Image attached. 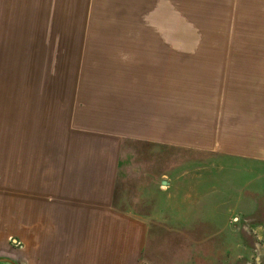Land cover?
Segmentation results:
<instances>
[{
  "label": "crops",
  "instance_id": "1",
  "mask_svg": "<svg viewBox=\"0 0 264 264\" xmlns=\"http://www.w3.org/2000/svg\"><path fill=\"white\" fill-rule=\"evenodd\" d=\"M168 56L137 53L109 100L85 108L84 119L100 127L65 140L21 182L14 213L29 230L28 264H264V69L246 76L210 63L236 58L204 57L196 75H179V62L194 59ZM166 148L195 164L178 165L169 179ZM137 155L161 159L152 169L164 195L149 209L142 200L141 211L128 184H118ZM214 155L252 163L261 174L252 195L231 200L230 184L199 179L196 157Z\"/></svg>",
  "mask_w": 264,
  "mask_h": 264
},
{
  "label": "rangeland",
  "instance_id": "2",
  "mask_svg": "<svg viewBox=\"0 0 264 264\" xmlns=\"http://www.w3.org/2000/svg\"><path fill=\"white\" fill-rule=\"evenodd\" d=\"M152 52L194 59L179 62L185 64L179 75H196L204 57L236 58L210 63L256 75L264 69V0H0V264L29 263L23 238L29 230L17 226L14 213L21 182L43 168L48 152L60 153L65 140L72 144L84 128H99L84 119L85 108L109 100V86L123 84L137 53ZM193 160L170 148L164 165L137 155L119 187L128 184L135 209L141 211L142 200L149 209L164 197L153 166L172 179L178 165ZM196 165L200 180L211 175L230 184L231 200L252 195L261 175L252 163L223 156H198ZM230 206L241 212L245 205Z\"/></svg>",
  "mask_w": 264,
  "mask_h": 264
},
{
  "label": "water",
  "instance_id": "3",
  "mask_svg": "<svg viewBox=\"0 0 264 264\" xmlns=\"http://www.w3.org/2000/svg\"><path fill=\"white\" fill-rule=\"evenodd\" d=\"M6 262H11L10 260H5ZM11 263H13V262H11Z\"/></svg>",
  "mask_w": 264,
  "mask_h": 264
}]
</instances>
